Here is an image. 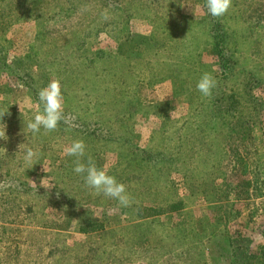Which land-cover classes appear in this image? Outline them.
Returning a JSON list of instances; mask_svg holds the SVG:
<instances>
[{
    "label": "rangeland",
    "instance_id": "374dc122",
    "mask_svg": "<svg viewBox=\"0 0 264 264\" xmlns=\"http://www.w3.org/2000/svg\"><path fill=\"white\" fill-rule=\"evenodd\" d=\"M248 11L264 52V0ZM211 26L204 0H0V264H264V168L246 193L254 162L231 172L228 132L214 129L228 84ZM248 41L234 33L229 48L243 59ZM205 72L210 96L196 88ZM52 79L68 123L33 135L24 125ZM77 139L130 206L74 173L64 149ZM25 145L38 159L24 160ZM182 199L183 210L137 216V201ZM88 219L105 228L80 232Z\"/></svg>",
    "mask_w": 264,
    "mask_h": 264
},
{
    "label": "trees",
    "instance_id": "16d2710c",
    "mask_svg": "<svg viewBox=\"0 0 264 264\" xmlns=\"http://www.w3.org/2000/svg\"><path fill=\"white\" fill-rule=\"evenodd\" d=\"M231 2L232 5L223 16L213 17L208 12L206 0H204L205 11L212 23L210 36L216 48V56L223 69L225 81L228 84L227 92L230 93L224 92L217 98L216 102L217 104L221 103L224 113L221 119L214 118V129L223 130L226 128L225 130L228 132L227 136L230 141L228 152L231 153L229 157H232L229 160V163H232L231 172H235L238 166L242 167L244 163H248L249 158L254 162V168L250 169L249 166L242 168L249 171L250 177H243L239 182L248 193L250 186L256 187L259 183L257 177L262 175V168H264V126L260 124L261 120L259 119L263 104L259 96L254 93L258 89L264 90V64L260 58L264 52L261 49L260 41L255 38V32L259 26L254 24V19H252L254 16H250V14L248 16V8L255 4V0L252 2L254 4L246 3L245 0L243 7L239 6L238 0H231ZM250 13L258 16L259 11L257 8H253ZM229 18L236 19L237 23L240 20H245L247 24L233 28L225 21ZM234 33L245 34L249 39L248 48H246L248 55L243 59L235 56L232 49L229 48V39ZM233 158L236 160L233 161ZM136 203V213L140 219L180 211L186 207V202L183 199L168 204H146L143 201ZM104 228V222L88 219L80 226V232L87 234Z\"/></svg>",
    "mask_w": 264,
    "mask_h": 264
},
{
    "label": "clouds",
    "instance_id": "9594fccd",
    "mask_svg": "<svg viewBox=\"0 0 264 264\" xmlns=\"http://www.w3.org/2000/svg\"><path fill=\"white\" fill-rule=\"evenodd\" d=\"M231 0H206L208 12L213 17L223 16L229 9ZM107 19V14H104ZM216 81L210 73L205 72L197 81L196 88L203 96H210ZM38 103L42 107L37 109L24 125L27 130L35 135L41 129L45 131L55 130L61 121L68 123L64 113V96L58 79L50 80L47 85L40 88L38 93ZM5 112L0 113V117ZM2 123V122H0ZM3 124L0 137L6 134V125ZM26 162H33L38 159L39 153L31 145H25L21 150ZM65 155L74 158V173L81 175L85 185L94 190L96 194H103L105 197L113 198L122 207L131 204V198L126 190V186L114 175L96 164L91 156H87L86 144L83 140H73L64 149ZM86 158V159H85Z\"/></svg>",
    "mask_w": 264,
    "mask_h": 264
}]
</instances>
